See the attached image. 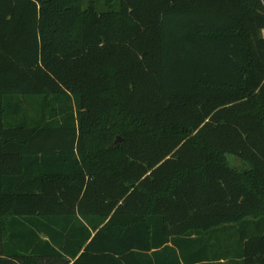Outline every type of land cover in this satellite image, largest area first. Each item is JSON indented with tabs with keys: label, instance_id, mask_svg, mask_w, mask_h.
Listing matches in <instances>:
<instances>
[{
	"label": "trees",
	"instance_id": "16d2710c",
	"mask_svg": "<svg viewBox=\"0 0 264 264\" xmlns=\"http://www.w3.org/2000/svg\"><path fill=\"white\" fill-rule=\"evenodd\" d=\"M263 32L264 0H0V264H264Z\"/></svg>",
	"mask_w": 264,
	"mask_h": 264
},
{
	"label": "water",
	"instance_id": "95a60500",
	"mask_svg": "<svg viewBox=\"0 0 264 264\" xmlns=\"http://www.w3.org/2000/svg\"><path fill=\"white\" fill-rule=\"evenodd\" d=\"M121 141V138L119 136H117L112 144V147L113 146H116L117 144H119V142Z\"/></svg>",
	"mask_w": 264,
	"mask_h": 264
},
{
	"label": "rangeland",
	"instance_id": "374dc122",
	"mask_svg": "<svg viewBox=\"0 0 264 264\" xmlns=\"http://www.w3.org/2000/svg\"><path fill=\"white\" fill-rule=\"evenodd\" d=\"M263 35H264V32H263Z\"/></svg>",
	"mask_w": 264,
	"mask_h": 264
}]
</instances>
